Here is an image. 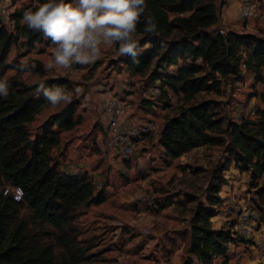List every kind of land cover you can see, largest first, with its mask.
<instances>
[{"label":"trees","instance_id":"1","mask_svg":"<svg viewBox=\"0 0 264 264\" xmlns=\"http://www.w3.org/2000/svg\"><path fill=\"white\" fill-rule=\"evenodd\" d=\"M44 2L29 0L26 6L14 8L7 20L11 29L0 19V78H6L8 70H16L15 76L6 78L8 97L0 98V264H89L93 255L88 253L94 246L85 247L78 239L76 211L82 206L99 205L104 197L101 191L94 192L86 174L81 178L61 174L58 162L50 156L59 143L58 133L72 131L79 124L78 100L72 98L50 115L40 126L41 135H31L28 127L51 105L34 86L20 80L23 73L19 64L8 60L13 46L31 50L43 42L41 33L30 31L20 21L25 10H35ZM216 2L146 0L137 39L141 48L149 47L138 55V62L125 56L124 64L131 76H148L150 83L159 80L161 101L168 100L171 92L182 96L187 104L165 118L158 139L164 155L175 159L199 147H223L227 160L239 172L251 174L252 180L262 179L252 188L254 207L264 225V109L257 107L254 119L236 123L219 111L214 101L192 102L198 94L212 90L219 93L221 79L239 78L241 62L256 82L264 81L260 74L264 69V37L227 30L219 35ZM149 15L156 24L151 33L144 31ZM180 61L183 64L179 66ZM35 65L33 74H38L47 87L60 86L72 92L67 77H45L41 65ZM173 67L174 73L156 74ZM210 74L219 77L210 80ZM258 97L264 105V88ZM5 186L19 187L22 200L15 202L3 196ZM220 188L219 183L207 187L206 205L198 203L190 219L187 254L198 264H211L231 239L227 229L216 231L210 221L222 202ZM23 210L30 214L22 215ZM43 226L50 227L51 232L43 231ZM182 264H192L191 258Z\"/></svg>","mask_w":264,"mask_h":264},{"label":"crops","instance_id":"2","mask_svg":"<svg viewBox=\"0 0 264 264\" xmlns=\"http://www.w3.org/2000/svg\"><path fill=\"white\" fill-rule=\"evenodd\" d=\"M18 1L22 2L23 5H19ZM18 1L13 6H9L10 12L14 8L18 9L28 4L27 0ZM241 1L217 0L216 6L219 12L218 25L227 31L264 37V29L260 30L259 23L257 29L255 25L257 22L250 21L244 23L240 19L239 8ZM8 2V0H4L3 5L7 6ZM69 2H72V0ZM260 5L264 11V0H260ZM53 47L54 45L51 41L44 38L41 44H36L31 50L16 45L12 47L8 60L19 64L20 60L24 57H30L35 51H39L40 54L38 56L41 59H38V62L43 69L45 77L63 76V70L60 68L53 69L52 72L56 73L54 75H48L51 71H46L44 68V64L50 57L51 48ZM113 68L114 66H109L106 73H109ZM128 74V70L125 69L120 75H117V77L125 76L123 84L120 85L121 87L118 90V98L129 100L133 105L135 104L133 110L122 120L123 126L140 125L147 119H157L160 123L158 132L149 135L139 144L129 162H121L115 152L107 150L104 146L105 117L102 114V105L106 101L108 92L104 93V88L95 84L92 87L95 94L92 96L87 95L81 98L80 101L78 100L76 116L80 118L79 124L72 131L58 133L59 143L51 150L50 156L58 162V171H61L69 164L81 167L91 183L100 186V191L104 197V202L99 205L82 206L77 209L75 222L79 240L81 238L90 239L94 248H105L102 254L107 259H110V264H182V253L188 246L190 235V224L187 223L183 207H189V201L184 200L183 193L176 195L174 192H170L164 196H153L162 199L169 197L171 194L174 195L170 198L169 205H166L160 211V216L156 211L141 210V207L136 204L137 207L134 210L132 206L136 192L119 175L120 173H124L126 176H132L134 180H137L136 175L145 171L149 177L144 179L143 185H145V182L147 183V180L153 183L155 176L148 169V166L162 170L161 175L169 174L172 176L173 174L169 173L170 171L172 172V165L181 164L186 160L187 156L203 151L214 153L218 148L203 146L193 149L179 158L171 159L166 157L163 148L158 143L159 132L165 120L159 121L161 116L159 109H156V112L148 113L137 109L139 95L133 92V88L131 91L129 90L131 84L126 79V75ZM260 74L264 80V69L261 70ZM15 75V69H10L5 74L6 78ZM111 76L112 79L109 82H114L115 85L119 86L117 82L118 78L114 75ZM35 77L42 79L37 75ZM244 77H248L249 81L254 80V77L251 76L244 75ZM20 80L24 82L23 74L20 76ZM254 82L256 83L255 88L263 90L264 81ZM232 84V95L240 103V99L246 95L242 91L244 85H242V81ZM128 90L130 94L126 96L120 94L122 91ZM88 100L90 101L88 102ZM254 100L255 98L250 99L251 102L245 109L251 105H255L252 103ZM258 107L264 109L262 103ZM224 109L223 112H226V115H228L229 110L226 104ZM56 111L54 107L50 106L37 115L34 122L28 127L30 134L41 135L42 130L40 126ZM144 111H147V109L144 108ZM223 162L224 156L221 159V163ZM167 164L170 165V168H167ZM231 164L232 167L230 166L229 170L221 169V175L226 177L225 174L229 172L239 173L233 163ZM175 175L181 176L182 174L176 173ZM139 181L141 182L140 178ZM149 199L152 200L151 198ZM137 210H140L139 213H137ZM212 229L218 230L219 226L214 225ZM145 230L150 231V239H144L143 232ZM246 255H249V258L250 255L253 257L249 253ZM189 257L192 260V264H198V261L193 256ZM251 262L249 260L248 264Z\"/></svg>","mask_w":264,"mask_h":264},{"label":"rangeland","instance_id":"3","mask_svg":"<svg viewBox=\"0 0 264 264\" xmlns=\"http://www.w3.org/2000/svg\"><path fill=\"white\" fill-rule=\"evenodd\" d=\"M18 0H10L8 2L7 6L9 8L10 4L15 3ZM27 3H29V0H27ZM19 5H23L22 2L18 1ZM174 17V15H170V18ZM241 19V18H240ZM256 28L258 29L257 25L258 23H255ZM260 30L264 29V22L259 23ZM245 34V33H241ZM149 45L143 47L142 49H147ZM118 48V45H117ZM144 50L141 52V54L144 52ZM39 51H35L30 57H27L28 59H35L37 64H40L38 62V59H41L40 56H38ZM25 58V57H24ZM125 56H120L118 54V51L116 50H105L104 55L101 59L97 60L95 63L87 66H80L76 65L74 66L77 71L72 72L71 70H63L62 74L64 77H67L73 86L72 88V98L81 100V98L86 97L87 95L92 96L95 94L94 89L92 88L95 84L100 85L104 88V93H107L108 91H111L113 93V96L118 98V90L120 85L123 84L124 77H117V75H120L123 70L126 69V66L124 64ZM37 59V60H36ZM189 64V62H186ZM183 62H179V66L182 65ZM198 64V63H196ZM114 66L113 69L110 70V72L107 74V68L109 66ZM87 68V69H86ZM175 68H171L169 70H158L156 74H163L169 75L171 73L175 72ZM53 71V70H52ZM51 71L48 75H54L56 73H53ZM82 71H84L82 73ZM34 76H38V74H33ZM116 76L117 82L119 83V86L115 85L114 82L110 83L109 80L112 79V76ZM251 76L254 77L253 74L246 71V69L243 71V73L240 74L239 78H226L220 80V87H219V93L217 91L212 90L208 93H201L198 94L194 100L193 103H199L206 100H211L216 102L217 109L219 111L225 110V104L227 97L232 94L233 92V84L234 82H240L242 81L243 86V92H245L246 95H244V98H241L240 101L242 102L240 104L242 108H245L249 105L251 102L250 99L255 98L254 101H252L253 104H255L256 108L260 105L261 101L259 99V94L263 91L261 88L257 89L255 88L256 83L254 80L249 81L248 77ZM6 77V76H5ZM213 77H219L217 74L211 75L210 74V80ZM126 79L131 84L130 91L133 88V92L137 93L139 95V100L137 102V109L141 110L144 113L148 112H156V109H159L161 112L160 120H165L166 117L173 116L179 112L182 108H185L187 106L186 103L182 101V96L175 95L173 93H169V99L165 101H161L159 98V101L156 104H153L151 102H145L141 98L140 95V89L146 84L152 82L150 80V77L145 76H131L126 75ZM247 83V84H246ZM79 88L81 91L77 93L75 90ZM122 91L121 95H128L130 94V91ZM132 92V93H133ZM90 100H88L89 102ZM191 103V102H190ZM64 104H61L59 107H55V109L58 111L60 107H62ZM135 105V104H134ZM133 105V106H134ZM144 108L147 109V111H144ZM80 109V108H79ZM133 110V107L131 111ZM164 111V112H163ZM224 115L226 116V112H224ZM156 122L157 119H154ZM143 123V122H142ZM158 127L160 126V123L158 122ZM218 148L214 153L209 152H201L198 154H193L186 157V160L183 163H179L176 165H172V173L173 175L165 174L161 175L163 171L160 169H154L150 168L148 166V169L154 173L155 178L153 183L147 180V183L144 184V179L148 178L147 172L144 171L137 174L136 178L137 180H134V177L126 176L124 173H120V178L130 184V188L136 192L135 198H134V204L132 208L136 210L135 203L137 202V199L139 197H146L151 198V202H154L155 208H152L150 206H141V210L145 211H156L159 215L160 211L165 208L166 205H169L170 198L174 195H170L169 197H164L162 199L158 197H153L155 195H166L170 192H174L176 195H179L180 193H183L184 200L189 201V207H183V212L185 217L187 218V223L190 224V219L192 217L193 211L198 203H203L206 205V197H207V187L210 184H221V188L219 191V197L222 199H229L232 200L235 198V200L239 201L240 203H244L245 205H253L254 206V191L255 189L252 188L253 184L258 183L261 184L262 179L258 180H252L251 174L246 172H239L238 174L234 172H229L225 174L226 177L221 175V169H228L230 166L232 167V164L229 160H227L226 155H224V148L223 147H213ZM224 158V163H221L222 157ZM129 162V161H125ZM167 168H170V165L167 164ZM176 173L182 174L181 176H176ZM233 174V175H232ZM139 178L141 179V182L139 181ZM7 187V186H5ZM236 189L234 190V188ZM1 189V188H0ZM100 191V186H98V189H95L94 192L97 193ZM168 198V199H167ZM177 205V204H176ZM140 210H137V213H139ZM262 213L264 215V208L262 209ZM22 215L27 216L30 214L28 210H23L21 212ZM137 215V214H136ZM160 216V215H159ZM158 216V218H159ZM215 218V219H214ZM211 225L212 228L214 225L219 226V229H226L224 225V219L221 215H214L213 218H211ZM43 231L51 232V228L48 226H43L41 228ZM216 230V231H218ZM144 234V232H143ZM144 239H150V231H148V234H144ZM46 238L44 237V240ZM80 241L84 243L85 247H89V245H93L92 241L90 239H83L81 238ZM227 245V244H226ZM249 244L242 243V242H236L234 244L233 249L230 251H224L223 256H214L212 258L211 264H248V261H252L250 264H264V248L261 249L263 253H258L256 251V248L249 247ZM225 249L226 246H225ZM240 249L244 250V254H242L241 257L238 259L235 258V254L240 251ZM105 251V248H92L89 251V255H93V257L90 259L89 264H110V259H107L105 255L102 254V252ZM236 252V253H235ZM260 252V251H259ZM252 254L253 257L249 258V255L246 254ZM182 263L186 258H190L187 254V247L184 249L182 253Z\"/></svg>","mask_w":264,"mask_h":264},{"label":"clouds","instance_id":"4","mask_svg":"<svg viewBox=\"0 0 264 264\" xmlns=\"http://www.w3.org/2000/svg\"><path fill=\"white\" fill-rule=\"evenodd\" d=\"M146 9V0H46L35 10H25L20 23L32 32L41 33L54 45L44 64L46 71L72 70L76 65L95 63L105 50H116L120 56H130L133 62H138L137 57L144 49L137 39V26ZM155 30L156 24L149 15L144 31ZM35 67L27 57L20 60L25 84L34 86L54 108L70 103L72 92L60 86L47 87L33 75ZM75 91L79 93L81 89ZM9 92L8 80L0 78V98L6 99Z\"/></svg>","mask_w":264,"mask_h":264},{"label":"built area","instance_id":"5","mask_svg":"<svg viewBox=\"0 0 264 264\" xmlns=\"http://www.w3.org/2000/svg\"><path fill=\"white\" fill-rule=\"evenodd\" d=\"M4 0H0V19L5 21L6 27L11 29L10 23L7 21L10 14L8 6L3 5ZM10 2V0H8ZM11 6V4H10ZM239 17L246 23L255 21L257 23L264 22V11L260 5V0H242L239 8ZM218 34L224 35L226 30L223 27L218 28ZM31 63H36L35 59H29ZM245 70L244 62L240 63V71ZM72 72H76L74 67ZM160 81L145 84L140 89L141 98L148 100L153 104L159 101L160 97ZM133 103L129 100L116 98L111 91H108L106 101L102 105V114L105 117L104 123V146L107 150L116 153L117 158L121 162L129 161L146 137L158 132V124L154 119H147L140 125H132L124 127L122 120L131 111ZM226 107L229 110V117L232 121L239 123L244 119H254L256 117L257 108L251 105L248 108H242L235 97L231 94L227 97ZM61 174L71 178H81L85 171L81 167L71 164L64 167ZM98 189V185H94V190ZM3 196H10L15 202L22 200L23 193L19 187H5L2 191ZM136 205L154 207L146 197H139ZM215 214L221 215L224 219V225L230 233L231 239L228 241L225 252L233 249L236 242L249 244L251 248H256L258 253H263L264 248V225L260 221L261 214L253 205H245L233 198L222 199V202L215 209ZM144 234H148L145 230ZM260 251V252H259ZM244 250L240 249L235 252V258L242 256ZM219 256H223L219 255Z\"/></svg>","mask_w":264,"mask_h":264}]
</instances>
